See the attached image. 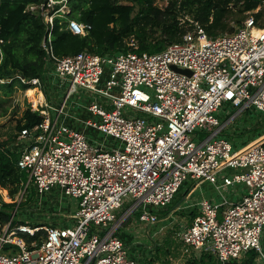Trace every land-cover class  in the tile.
Instances as JSON below:
<instances>
[{"label":"built area","instance_id":"2783aa9c","mask_svg":"<svg viewBox=\"0 0 264 264\" xmlns=\"http://www.w3.org/2000/svg\"><path fill=\"white\" fill-rule=\"evenodd\" d=\"M41 9L47 26L42 47L54 66L49 76L57 100L59 89L66 88V95L56 106L41 79L16 77L34 91L30 109L43 117L18 137V166L28 175L25 191L33 186L41 199L56 192L76 200L78 209L65 227L6 225L0 230V264H139L119 230L135 216L145 225L158 224L154 211L172 204L189 181L194 189L213 185L221 202L203 198L192 205L197 217L177 233L183 263L208 253L229 264L250 251L264 262V136L240 150L221 136L245 111L264 114V19L260 25L250 15L234 33L217 38L197 27L157 54L58 58L55 19L65 18L68 3L45 0ZM67 28L86 35L89 27L70 20ZM80 91L93 100L75 102L89 115L75 116L78 131L59 118ZM89 130L118 145H98ZM236 187L246 194L233 201L227 193ZM40 229L47 236L30 250L21 234L34 236Z\"/></svg>","mask_w":264,"mask_h":264},{"label":"trees","instance_id":"16d2710c","mask_svg":"<svg viewBox=\"0 0 264 264\" xmlns=\"http://www.w3.org/2000/svg\"><path fill=\"white\" fill-rule=\"evenodd\" d=\"M66 1L69 13L63 19H55L53 30V51L58 58L82 52L100 56L129 51L138 54H157L174 43H182L184 36L197 27L202 28L209 37L217 38L234 33L250 15H253L260 25L264 19L262 8L264 0ZM44 2L45 0H0V117L7 114L6 109L2 111L3 104L14 91L17 88L24 91L29 88L22 84L17 76L28 80L41 79L47 86L46 96L52 101L48 87L53 83L49 72L54 66L47 61V53L42 47L47 34L44 11L41 9ZM30 6H37L38 9L30 10ZM70 20L88 26L86 35L73 34L67 28ZM231 21L238 27H232ZM132 42L136 45L134 48L130 46ZM53 101L58 103L57 98ZM233 114L234 112L223 116V122L230 119ZM42 121L43 117L33 112L28 105L6 136L0 132V188L6 190L12 200L11 203H7L0 194V230L10 223L12 227L28 225L26 222L18 221L19 210L16 208L23 209L32 203L36 195L39 197L33 186L25 191L28 175L18 166L21 153L15 150L18 148L15 144L23 130H31ZM221 136L231 141L238 150L246 147L264 136V114L253 109L245 111L228 125ZM189 191L190 189L186 190L183 197ZM58 196V193L53 192L40 198L43 201L40 216L47 219L52 215L50 220L53 222L43 220L36 226H29L33 228L69 226L68 220L53 215L57 210L69 213L73 209L68 206L67 209L60 210L56 202L58 200H54ZM18 198H21L22 202L18 203ZM154 212L160 218L166 216V213L161 214L159 210ZM118 235L120 236L119 233ZM46 236L47 233L43 229L34 236L21 234L30 250L40 246ZM177 246L176 240L169 235L162 247L157 248L156 259L160 260L161 264H171L169 257L172 255V249H177ZM130 255L136 259L131 253ZM259 257L257 252L250 251L241 260H233L229 264H264L259 262ZM185 264L221 263L212 254L205 253L199 258L189 259Z\"/></svg>","mask_w":264,"mask_h":264},{"label":"rangeland","instance_id":"374dc122","mask_svg":"<svg viewBox=\"0 0 264 264\" xmlns=\"http://www.w3.org/2000/svg\"><path fill=\"white\" fill-rule=\"evenodd\" d=\"M245 20H243L242 24L244 23ZM230 25L232 27H235V28L238 27L234 21H231ZM54 84H57V81H55ZM65 91H66V88H61L56 92V94L59 98L58 104H56V106L59 104L61 105V103L63 102L65 95H66ZM33 96H34L33 90L27 89L24 91V90H21L20 88H17L14 91L13 95L8 99V101L3 104L4 109H2V111H4L6 109L7 114L0 117V132L2 135L6 136V134L8 132H10L11 129L15 126L16 120H18V118L22 115V112L27 108V106L29 105V101L31 100V98H33ZM92 100L93 99L91 97H89L86 92H84V91L78 92L76 95H74L73 97L68 99L67 108L64 111V113L61 114V116L59 118L60 121L64 122L67 126L75 128L76 130L80 131L81 128L77 124V122L75 121V119H76L75 116L81 113V109L79 106L76 105L75 102H78L79 104L83 105V104H89L90 101H92ZM88 134H89V138L91 140H93L94 142L98 143V145L99 144L107 145V149H111L115 145H118V143L115 142V144L113 146H111V144L114 142L112 139L106 138L104 135H97L92 130H89ZM15 150H18V148H16ZM235 150H238V148H235ZM191 185H192V182L189 181V183L186 184L183 187V189L184 188L187 189V187H191ZM203 185L204 184H202L201 187L199 186L197 189H195V195L191 200L192 202H194V203L199 202L200 201V194L205 193V192H209V190H210L209 185L208 184H205L204 186ZM0 190L2 191V193H0V194L3 198V200L7 203H11L12 200L10 199L8 192L6 190H2V189H0ZM5 191L7 192V194L5 193ZM35 197L36 198L32 201V203L29 204L28 206H26L25 208H23V209L16 208V210H19L17 213L18 221L26 222L28 225H31V226H36L39 221L42 222L43 220H48L49 223H52L53 221L50 220L52 215H49V218H47V219H44V217L40 216L41 211L43 209V207H42L43 201L40 199V197L37 198V195ZM54 200H58L56 202L58 203L60 210H63L62 208L67 209L68 206L71 209L73 208L72 210H70L71 212H69V213H66L67 211H60L59 212V210H57L56 213L53 214V215L58 216V217L62 216V219L65 218L66 220H69L70 219L69 217L74 212H76L78 209V202L76 200L67 199V198L60 197V196H58V198H54ZM126 201L128 204L129 200H126ZM17 202L18 203L22 202V199L18 198ZM15 213L16 212H14V215H15ZM182 216L183 215H181L179 213L174 215V217L172 219L173 220L172 223L166 222L167 225L165 223V225H166L165 227H167V229L163 233L158 232L157 236L154 235V236H156V237H154V239L153 238L150 239V237L148 236V230L150 229V226L141 223L139 220H136V218H133L130 221L127 228H125L126 226L122 227L120 229V232L126 234L127 237L130 236V234L134 235L135 240L138 241L136 243H143L144 246L149 245V248L152 249L153 252H155L157 244L159 247L160 246L162 247V245L164 244V241L166 240V238L169 235L172 236L173 239L176 240V236H177V233L179 231V226H181V224H183V220L181 218ZM184 224H186V222ZM144 248L146 249V247H144ZM152 254H153L152 257H148V262L145 264H159V262H157V261H160V260H158V259L153 260V259L158 257V254L156 252L152 253ZM179 255H180V251L178 250V246H177V249H172V256H179ZM172 256L170 257V259L172 258ZM161 257H163V256H161ZM160 263H161V261H160Z\"/></svg>","mask_w":264,"mask_h":264},{"label":"crops","instance_id":"0c3cea01","mask_svg":"<svg viewBox=\"0 0 264 264\" xmlns=\"http://www.w3.org/2000/svg\"><path fill=\"white\" fill-rule=\"evenodd\" d=\"M45 87H47V86H45ZM48 88L50 89L51 99L52 100L56 99L55 88H53V83ZM81 116L83 118L89 117V115L86 112H84V113L81 112ZM251 143H253V142H251ZM114 144H115V142H113L111 144V146H113ZM104 146L107 147V145H104ZM18 148H20V146H18ZM241 171L242 170H227L226 173L232 174V173H238ZM205 184H208V183H204V185ZM208 185L210 187L209 192L201 193L200 194V200L203 198H206V199H209V200L214 201V202H221V199L218 196L214 186L210 185V184H208ZM199 186L201 187L202 184L197 185L195 189H197ZM183 187L180 190V192L178 193L179 195L178 194H177L178 196L176 195L177 197H175L176 199H174L172 204H170L168 207H166L162 210H159L161 214L166 213V216L164 218L159 217L160 219H159L158 224L148 225V226H150V229L148 230V236L150 237V239H152V238L154 239V237L157 236L158 232L163 233L167 229V227H165L167 225V223H172V221H173L172 219H173L174 215H176L178 213L183 215L181 217L183 220V224H181V226H179L178 232H180V230L182 228H185V226L186 227L190 226V224L195 219V217H197L198 210L195 206L192 207V205H194V202L191 201L195 195V189L193 188L194 186L187 187V189L186 188L183 189ZM188 189H190V191L188 192L187 195H185V197H183V195L186 193V190H188ZM244 194H246V190L244 187L233 188V189L229 190L227 193L228 197L233 201H238L239 199H241L243 197ZM127 207L128 206H125L123 209H121L118 212V215H122L126 211ZM133 218H136V220H137V216H135ZM132 219L128 220V223H125V225H124V226H126L125 228L128 227V225ZM185 222H186V224H184ZM165 223H166V225H165ZM119 234L123 238L126 246L129 248L130 253L135 256V258L137 259L139 264L147 263L148 257H152V255H153L152 253H155V252L157 253V248L159 247L158 244L156 246V251L153 252V250L149 248V245L144 246L143 243H136L138 241L135 240L134 235L130 234V236L127 237L126 234L120 232V230H119ZM154 235H156V236H154ZM176 241L178 243V250H179L180 249V243L178 242L177 236H176ZM144 247H146V249ZM155 259H153V260H155ZM169 261H171L170 262L171 264H184L182 259L180 258V256H172L171 260H169ZM157 262H159V264H161L160 261H157Z\"/></svg>","mask_w":264,"mask_h":264}]
</instances>
